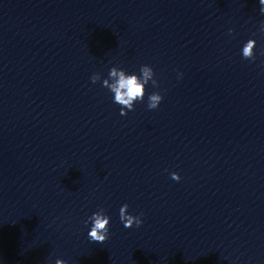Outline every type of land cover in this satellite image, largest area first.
Segmentation results:
<instances>
[{
	"label": "clouds",
	"instance_id": "1",
	"mask_svg": "<svg viewBox=\"0 0 264 264\" xmlns=\"http://www.w3.org/2000/svg\"><path fill=\"white\" fill-rule=\"evenodd\" d=\"M261 5L259 11L264 15V0H259ZM260 30L264 32V22L261 23ZM234 30L229 29V34ZM256 40L249 39L242 47V57L246 60L255 61ZM264 55V53H262ZM140 74H129L126 70L119 67H112L108 72V77L103 79L102 87L107 88L114 94V102L121 106L120 115L126 116L128 111H134V106L137 101H143L146 94V85L151 82L153 87H158V81L155 79L154 70L149 65H142L139 70ZM93 84L101 81L100 73H93L90 77ZM163 100V96L159 92H152L148 95L147 107L149 110L157 109ZM171 179L179 181L181 178L178 173H171ZM129 205L123 204L119 209V217L125 228L133 226L139 228L143 224V213L132 215L128 212ZM111 217L105 212V209L100 208L93 212L84 224L87 226L91 223L88 237L91 241L103 243L109 238V225ZM51 264V260L48 261ZM55 264H67L63 259H56Z\"/></svg>",
	"mask_w": 264,
	"mask_h": 264
}]
</instances>
